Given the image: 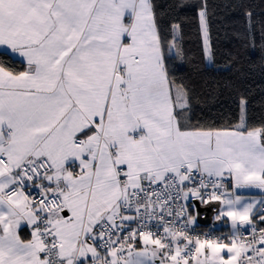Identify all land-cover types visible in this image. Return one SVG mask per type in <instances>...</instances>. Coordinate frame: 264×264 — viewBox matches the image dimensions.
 I'll use <instances>...</instances> for the list:
<instances>
[{"label": "snow or ice", "instance_id": "obj_1", "mask_svg": "<svg viewBox=\"0 0 264 264\" xmlns=\"http://www.w3.org/2000/svg\"><path fill=\"white\" fill-rule=\"evenodd\" d=\"M165 9L215 68L206 0H0V264H264V118L200 115Z\"/></svg>", "mask_w": 264, "mask_h": 264}, {"label": "trees", "instance_id": "obj_2", "mask_svg": "<svg viewBox=\"0 0 264 264\" xmlns=\"http://www.w3.org/2000/svg\"><path fill=\"white\" fill-rule=\"evenodd\" d=\"M157 2L167 4L172 0ZM206 2L215 68L206 61L196 11L182 12L177 17L175 12L165 9L166 24L180 25L177 39L184 53L183 71L180 75L195 86L200 100L197 111L209 121L221 123L234 119L239 111L237 105L242 94L249 101L253 122H258L264 118V52L260 50V31L264 28V0ZM247 12L252 13L251 23L256 38L254 49L247 46V41L243 38L248 30ZM16 68L19 70L21 65L17 64Z\"/></svg>", "mask_w": 264, "mask_h": 264}, {"label": "water", "instance_id": "obj_3", "mask_svg": "<svg viewBox=\"0 0 264 264\" xmlns=\"http://www.w3.org/2000/svg\"><path fill=\"white\" fill-rule=\"evenodd\" d=\"M211 217H212V213L211 212H208L207 213V219L201 223V225H208L211 223Z\"/></svg>", "mask_w": 264, "mask_h": 264}, {"label": "crops", "instance_id": "obj_4", "mask_svg": "<svg viewBox=\"0 0 264 264\" xmlns=\"http://www.w3.org/2000/svg\"><path fill=\"white\" fill-rule=\"evenodd\" d=\"M253 191L256 192L257 194L259 193V190H253ZM212 225H213V221L211 219V223L208 224L207 226L212 227ZM201 226H205V227H201V228H207L206 225H201Z\"/></svg>", "mask_w": 264, "mask_h": 264}, {"label": "rangeland", "instance_id": "obj_5", "mask_svg": "<svg viewBox=\"0 0 264 264\" xmlns=\"http://www.w3.org/2000/svg\"><path fill=\"white\" fill-rule=\"evenodd\" d=\"M206 61H207V63H208L209 65H212V63H210V62L207 60V57H206Z\"/></svg>", "mask_w": 264, "mask_h": 264}, {"label": "built area", "instance_id": "obj_6", "mask_svg": "<svg viewBox=\"0 0 264 264\" xmlns=\"http://www.w3.org/2000/svg\"><path fill=\"white\" fill-rule=\"evenodd\" d=\"M208 228H210V227H207V228H203V229L207 230Z\"/></svg>", "mask_w": 264, "mask_h": 264}]
</instances>
